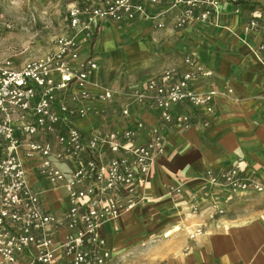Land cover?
Listing matches in <instances>:
<instances>
[{
  "label": "built area",
  "instance_id": "built-area-1",
  "mask_svg": "<svg viewBox=\"0 0 264 264\" xmlns=\"http://www.w3.org/2000/svg\"><path fill=\"white\" fill-rule=\"evenodd\" d=\"M246 1L77 0L68 6L64 33L48 53L22 64L9 57L0 60V264H16L27 252L33 264H111L101 229L142 204L138 181L146 179L163 156L165 131L174 125L186 130L199 114L207 127L215 114L214 92L190 87L214 73L188 54L183 58L188 70L167 68L125 94L128 106L121 115L130 114L129 105L156 110L155 126L136 121L119 130L82 133L74 121L86 119V104L109 102L121 93L103 88L92 94L88 85L98 63L81 57L76 38L91 42L101 22L125 24L137 18L151 22L154 30H164L168 14L172 30L192 29L216 19L221 3L238 15ZM262 24L264 12L259 17L251 13L243 33L261 34ZM9 28L0 22V33ZM256 51L264 52V43ZM104 151L109 158L103 163ZM24 159L38 161L39 180L64 190L63 214L43 212L39 194L27 184ZM57 163L72 164L71 174L66 177ZM199 179L230 195L264 193V185L232 167L207 169ZM208 209L210 220L224 214L215 205ZM189 210L199 214L195 198Z\"/></svg>",
  "mask_w": 264,
  "mask_h": 264
},
{
  "label": "crops",
  "instance_id": "crops-1",
  "mask_svg": "<svg viewBox=\"0 0 264 264\" xmlns=\"http://www.w3.org/2000/svg\"><path fill=\"white\" fill-rule=\"evenodd\" d=\"M232 11L223 2L216 19L181 31L172 30V14L164 30H154L142 18L125 24L101 22L91 42L76 38L81 57L98 63L88 85L92 94L103 88L121 93L109 102L85 103L88 116L74 121L84 134L119 130L136 121L155 126L156 110L129 105L130 114L121 115L128 106L125 94L167 68L188 70L185 55L214 73L190 84L194 91L214 92L215 114L209 125L202 126L204 116L199 114L186 130L168 128L163 156L148 177L138 181L142 204L101 229L111 264H264V193L230 195L199 179L207 169L232 167L264 185V52L256 51L264 43V31L243 33L248 16L264 12V0H247L238 15ZM104 154L103 163L109 158ZM23 163L27 184L39 194L43 212L63 214L64 190L37 178L38 161ZM57 166L66 177L73 170L72 164ZM192 198L199 214L190 213ZM212 205L224 214L210 220ZM198 228L202 230L196 234ZM16 264H33L32 253L22 254Z\"/></svg>",
  "mask_w": 264,
  "mask_h": 264
},
{
  "label": "rangeland",
  "instance_id": "rangeland-1",
  "mask_svg": "<svg viewBox=\"0 0 264 264\" xmlns=\"http://www.w3.org/2000/svg\"><path fill=\"white\" fill-rule=\"evenodd\" d=\"M73 1L0 0V22L10 26L0 34V60L22 64L48 53L64 33L62 20Z\"/></svg>",
  "mask_w": 264,
  "mask_h": 264
},
{
  "label": "trees",
  "instance_id": "trees-1",
  "mask_svg": "<svg viewBox=\"0 0 264 264\" xmlns=\"http://www.w3.org/2000/svg\"><path fill=\"white\" fill-rule=\"evenodd\" d=\"M75 1H77V0H75ZM4 31H5V30H3L0 34H2Z\"/></svg>",
  "mask_w": 264,
  "mask_h": 264
}]
</instances>
